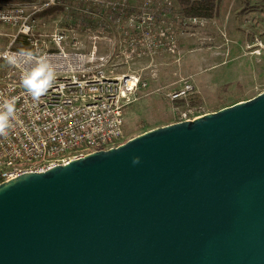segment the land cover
<instances>
[{
  "label": "water",
  "instance_id": "1",
  "mask_svg": "<svg viewBox=\"0 0 264 264\" xmlns=\"http://www.w3.org/2000/svg\"><path fill=\"white\" fill-rule=\"evenodd\" d=\"M0 264H264V92L3 183Z\"/></svg>",
  "mask_w": 264,
  "mask_h": 264
},
{
  "label": "built area",
  "instance_id": "2",
  "mask_svg": "<svg viewBox=\"0 0 264 264\" xmlns=\"http://www.w3.org/2000/svg\"><path fill=\"white\" fill-rule=\"evenodd\" d=\"M151 7L174 8L168 0H141L138 6L132 0L0 4V29H5L0 30V42L5 41L2 48L0 44V112H6V101L14 105L6 134L0 135V185L128 141L124 111L148 84L139 75L119 73L115 63L119 58L150 57L157 44L142 25L151 22L145 16ZM56 8L62 9V19L53 20L54 28L46 32L39 18ZM182 18L194 23L204 20ZM113 40H120L119 45L110 46ZM101 43L106 46L103 52L98 47ZM18 44L29 50L17 49ZM40 64L54 79L45 94L34 99L22 81ZM194 90L185 81L166 97L175 105L186 102ZM193 114L187 108L177 110L175 123L192 122L198 118Z\"/></svg>",
  "mask_w": 264,
  "mask_h": 264
},
{
  "label": "rangeland",
  "instance_id": "3",
  "mask_svg": "<svg viewBox=\"0 0 264 264\" xmlns=\"http://www.w3.org/2000/svg\"><path fill=\"white\" fill-rule=\"evenodd\" d=\"M132 1L135 6L141 2ZM168 1L174 8L151 7L145 15L151 22L142 26L148 27L157 44L150 57L128 61L119 58L115 63L119 73L139 75L148 84L124 111L127 140L176 124L177 110L187 108L201 117L264 92V0H218L215 17L200 23L184 21L177 0ZM53 17L61 21L62 14ZM52 22L50 30L54 28ZM133 34L139 36L137 31ZM119 42L113 40L110 46ZM0 44L2 48L5 41ZM98 47L103 52L106 46L101 43ZM185 81L194 85V93L182 105H174L166 93L177 90Z\"/></svg>",
  "mask_w": 264,
  "mask_h": 264
},
{
  "label": "clouds",
  "instance_id": "4",
  "mask_svg": "<svg viewBox=\"0 0 264 264\" xmlns=\"http://www.w3.org/2000/svg\"><path fill=\"white\" fill-rule=\"evenodd\" d=\"M53 79L54 74L45 65L40 64L24 77L22 83L34 99H39L51 86ZM4 108H6V112H0V135L6 134L5 129L8 127V118L14 111L13 102L6 101Z\"/></svg>",
  "mask_w": 264,
  "mask_h": 264
},
{
  "label": "trees",
  "instance_id": "5",
  "mask_svg": "<svg viewBox=\"0 0 264 264\" xmlns=\"http://www.w3.org/2000/svg\"><path fill=\"white\" fill-rule=\"evenodd\" d=\"M37 0H0V2L11 3V4H22V3H30L35 2ZM178 5L180 6V13L184 18H197V19H207L212 20L215 17L218 0H177ZM62 12V9L56 8L49 10L43 14V16H47L50 14H56ZM42 16V15H41ZM22 42V41H20ZM20 44V43H19ZM16 47L17 49L29 50L23 45H19ZM184 101H179L176 105H182Z\"/></svg>",
  "mask_w": 264,
  "mask_h": 264
},
{
  "label": "crops",
  "instance_id": "6",
  "mask_svg": "<svg viewBox=\"0 0 264 264\" xmlns=\"http://www.w3.org/2000/svg\"><path fill=\"white\" fill-rule=\"evenodd\" d=\"M60 14H62V12H60V13H56V14H50V15H47V16H41L40 18H39V23H40V26H43V24H45L46 25V27H48V29L46 28V27H44L43 28V30H45L46 32H51V30H50V23L52 22V20L54 19V17H53V15H60ZM45 19H48L47 21H49V22H45ZM164 127V126H163Z\"/></svg>",
  "mask_w": 264,
  "mask_h": 264
}]
</instances>
